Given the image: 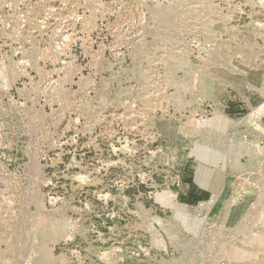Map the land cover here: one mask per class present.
I'll use <instances>...</instances> for the list:
<instances>
[{
  "label": "rangeland",
  "instance_id": "obj_1",
  "mask_svg": "<svg viewBox=\"0 0 264 264\" xmlns=\"http://www.w3.org/2000/svg\"><path fill=\"white\" fill-rule=\"evenodd\" d=\"M263 81L264 0H0V264H264Z\"/></svg>",
  "mask_w": 264,
  "mask_h": 264
},
{
  "label": "crops",
  "instance_id": "obj_2",
  "mask_svg": "<svg viewBox=\"0 0 264 264\" xmlns=\"http://www.w3.org/2000/svg\"><path fill=\"white\" fill-rule=\"evenodd\" d=\"M249 104L251 106L252 103L249 102ZM238 107H240L238 103L231 102L227 106V109H228L227 113L232 115V116L239 114L238 113L239 112ZM256 110H257L258 113L263 111L262 112L263 113L262 117H264V104H260ZM187 187H188L187 188V193L183 194L184 195V198H183L184 202H185V200H188V198L190 196L196 197L197 199H200L202 197L207 196V194H209V192H207V190H204V189H201V188H200L201 190H199V186H195L193 183H188ZM198 193L201 194V195L199 196Z\"/></svg>",
  "mask_w": 264,
  "mask_h": 264
},
{
  "label": "built area",
  "instance_id": "obj_3",
  "mask_svg": "<svg viewBox=\"0 0 264 264\" xmlns=\"http://www.w3.org/2000/svg\"><path fill=\"white\" fill-rule=\"evenodd\" d=\"M261 90L264 93V81L262 83ZM214 200H215V196L213 198V194L209 193L208 197L206 199L196 202L193 206H195V208L202 209V208L210 205L211 203H213Z\"/></svg>",
  "mask_w": 264,
  "mask_h": 264
},
{
  "label": "trees",
  "instance_id": "obj_4",
  "mask_svg": "<svg viewBox=\"0 0 264 264\" xmlns=\"http://www.w3.org/2000/svg\"><path fill=\"white\" fill-rule=\"evenodd\" d=\"M207 197H208V194H207V196L202 197V198H200V199H197L196 197H192V196H190V197L188 198V200H185V202L194 205L196 202H198V201H200V200H204V199H206Z\"/></svg>",
  "mask_w": 264,
  "mask_h": 264
}]
</instances>
